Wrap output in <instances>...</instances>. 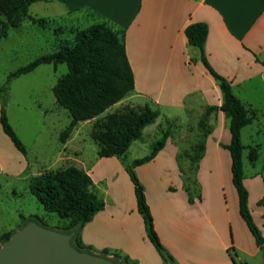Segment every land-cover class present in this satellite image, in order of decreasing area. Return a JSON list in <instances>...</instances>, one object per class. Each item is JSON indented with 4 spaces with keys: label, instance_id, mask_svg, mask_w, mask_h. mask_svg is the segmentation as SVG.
I'll use <instances>...</instances> for the list:
<instances>
[{
    "label": "crops",
    "instance_id": "1",
    "mask_svg": "<svg viewBox=\"0 0 264 264\" xmlns=\"http://www.w3.org/2000/svg\"><path fill=\"white\" fill-rule=\"evenodd\" d=\"M31 11L34 13L30 14ZM28 15L48 23L63 21L57 26L51 24V28L55 27L51 29L53 35L59 31L71 36L72 31L97 23H106L122 32L134 88L113 107L125 103L124 107L147 105L159 112L155 120L161 121L158 128L165 123L169 130L164 147L153 159L133 170L144 188L155 232L174 264H245L244 257L253 259L257 255L255 264H264L263 253L259 254L260 249L239 215L231 182V159L225 148L230 141L229 119L221 111H212L208 116L204 153L195 164L197 167L199 163L200 175L198 171L192 174L189 167L186 153L198 143L199 119L207 108L220 106L221 93L200 60V51L189 45L184 36L187 25H206L203 50L209 66L231 84L234 95L246 107L257 111L256 120L250 125L257 123L261 111L247 98L258 89L264 93V0H37L29 6ZM26 21L29 27H24L23 20L4 39H20L21 45H35L40 51L46 48L48 52L39 57L51 54L54 38H46L45 45L40 39V32L48 30V24L43 28ZM26 35L33 38L27 40ZM48 65L52 64L39 65L16 80ZM52 102L56 104L55 99ZM108 113L112 112L107 110L102 116ZM92 121L79 122L61 142L60 133L66 126L58 136L61 150L32 173L33 167L27 161L29 146L11 125L25 147V154L19 152L0 126V175L30 181L44 171L69 166L84 171L92 180L91 191L104 201V208L80 229L81 244L95 255L107 250L108 257L115 253L119 259L126 257L125 264H165L147 239L133 185L121 161L116 157L99 158L98 148L86 154V135L81 126L90 127V136ZM138 140L130 144L125 154L128 163L148 155L154 143L148 144L147 152L131 156ZM35 161L40 164L38 159ZM214 164L229 172L232 187L226 190L221 184L224 188L219 191L210 172ZM192 180L194 189L187 187ZM199 180L201 190L191 193L197 190ZM243 184L248 192L249 211L254 224L261 229L264 243L263 183L258 174H253L245 176ZM19 226L5 232L17 231ZM5 232H0V236Z\"/></svg>",
    "mask_w": 264,
    "mask_h": 264
},
{
    "label": "trees",
    "instance_id": "2",
    "mask_svg": "<svg viewBox=\"0 0 264 264\" xmlns=\"http://www.w3.org/2000/svg\"><path fill=\"white\" fill-rule=\"evenodd\" d=\"M36 1L0 0V40L7 37L11 28L18 27L26 19L39 27H46L48 21L28 15L29 6ZM184 36L189 45L200 51L202 55L200 60L217 82L221 93L220 106L207 108L199 119L198 143L186 153L190 158L189 167L194 172L195 164L203 155L204 141L209 134L207 125L209 114L215 110L221 111L229 119L230 141L225 148L231 159V182L237 195L239 215L253 236L256 246L264 253L263 238L253 222L248 208V192L243 184L242 152L247 148V158L252 164L258 158V148L245 147L240 140L241 130L256 120L257 111L246 107L234 95L231 84L209 66L203 50L207 36L206 25L189 24L184 29ZM42 64H52L54 67L59 64L67 66V73L59 78L52 88L55 103L64 108L70 117L69 124L60 133V141L64 142L79 122L94 120L90 137L97 143V156L116 157L121 161L133 185L137 211L143 220L147 239L165 264H174L172 256L160 243L155 232L153 219L145 200L144 188L133 170L134 167L155 157L164 147L169 130L162 132V136L152 144L148 155L128 163L125 154L130 144L141 137L146 126L155 122L159 112L143 105L125 107L118 112L102 116L134 88L133 74L127 60L122 32L115 31L106 23H97L82 30L72 31L71 38L60 42L54 52L37 57L7 76L6 82L0 86V126L13 146L22 154H25V147L10 126L5 110L9 85L14 79L32 72ZM91 186L92 180L84 171L69 166L60 170L44 171L31 178L29 191L46 212L54 213L62 221L55 231L75 232L71 240L73 247L78 251L93 254L88 247L81 244L79 237L80 229L95 213L104 208V201L91 191ZM27 221H34L43 226L41 220L34 215L23 218V225ZM14 232L1 234L0 245ZM99 256L117 264L128 262L126 257L119 259L116 253L108 257L107 250H103Z\"/></svg>",
    "mask_w": 264,
    "mask_h": 264
},
{
    "label": "rangeland",
    "instance_id": "3",
    "mask_svg": "<svg viewBox=\"0 0 264 264\" xmlns=\"http://www.w3.org/2000/svg\"><path fill=\"white\" fill-rule=\"evenodd\" d=\"M31 11L30 14H33ZM69 21V20H68ZM63 21H50L48 23V30L40 32V39H42L43 45L46 38H54L55 45L52 47L51 52H54L62 40H68L71 36L64 32L60 34L59 31L52 33L51 24L54 26L62 24ZM66 22V21H65ZM24 27H29L28 21L24 20ZM34 27V26H33ZM40 29L39 27H34ZM33 35H26L25 39L30 40ZM14 38H7L0 42V86L6 82L7 76L16 69L27 65L28 63L39 57L40 54L48 52L46 48L40 51L35 45H21L22 40H14ZM50 49V47H47ZM67 73V66L65 64H59L56 67L52 65L46 66V68H39L36 72L20 78L14 79L9 85L8 100L6 103V115L8 114L9 121L13 128H15L17 134L21 136L29 146L27 161L32 165L31 173L40 167L42 162L47 163L58 151L61 150L62 144L60 143L58 136L59 133L67 126L70 118L67 111L53 104V93L51 86L54 85L59 78ZM252 104H255V108L261 111V115L258 118V122L250 126H246L242 133H240V140L245 147H257L258 158L254 163H250L247 154L248 150L242 152V164L244 177H249L253 174H258L264 187V93L258 89L254 95L247 98ZM126 104V103H125ZM112 106L108 109V112H118L122 110L124 105ZM123 107V108H122ZM127 107V106H126ZM46 111L44 115L42 112ZM102 117V116H101ZM161 124L160 120L155 121L149 125L142 134V138L138 140L131 150V156L141 155L148 150V144L153 141H157L162 136V131L166 130V124L162 123V128H158V124ZM94 121H92V125ZM10 125V126H11ZM208 125V124H207ZM82 133L85 137V150L88 155L94 148H98L97 143L94 142L87 132L90 127L81 126ZM12 128V129H13ZM149 130H151L149 134ZM160 130V131H159ZM2 131V130H1ZM175 133V132H174ZM200 131L196 134L199 139ZM204 153V152H203ZM40 164L36 163V159ZM195 171L199 173L201 168L199 163L195 168ZM206 173V171L203 170ZM210 172L215 177L213 181L216 186L219 187V191H223L224 185L226 190L232 187L230 182L229 172L220 169L218 164L210 167ZM223 172V177H221ZM193 178V177H192ZM201 182H196L195 193L201 190ZM29 178L15 179L8 178L0 175V232H5L10 228H18L23 223V218H27L29 215L37 216L43 227L55 230L56 227L62 222L54 213L46 212L42 206L37 202L34 196L29 191ZM221 184H224L223 187ZM190 189H194V182L192 180L191 185L187 186ZM197 193V195H198ZM21 226V225H20ZM19 226V228H20ZM259 231L261 230L258 227ZM156 250V249H155ZM230 254L235 257L231 250ZM260 252L259 254H262ZM264 255V253H263ZM259 256L251 259L244 257L245 264H255L258 262Z\"/></svg>",
    "mask_w": 264,
    "mask_h": 264
},
{
    "label": "water",
    "instance_id": "4",
    "mask_svg": "<svg viewBox=\"0 0 264 264\" xmlns=\"http://www.w3.org/2000/svg\"><path fill=\"white\" fill-rule=\"evenodd\" d=\"M74 234L27 221L0 245V264H117L75 249L71 244Z\"/></svg>",
    "mask_w": 264,
    "mask_h": 264
}]
</instances>
